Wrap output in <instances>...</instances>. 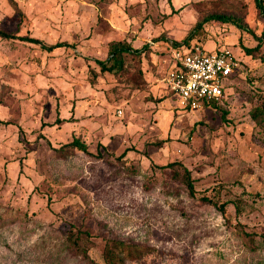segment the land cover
I'll use <instances>...</instances> for the list:
<instances>
[{"label": "rangeland", "instance_id": "obj_1", "mask_svg": "<svg viewBox=\"0 0 264 264\" xmlns=\"http://www.w3.org/2000/svg\"><path fill=\"white\" fill-rule=\"evenodd\" d=\"M211 14L244 29L209 21L175 44ZM0 30V264H105L112 240L146 248L124 264H264L257 0H0ZM197 41L241 70L193 110L166 76ZM74 138L88 151L60 149Z\"/></svg>", "mask_w": 264, "mask_h": 264}, {"label": "built area", "instance_id": "obj_2", "mask_svg": "<svg viewBox=\"0 0 264 264\" xmlns=\"http://www.w3.org/2000/svg\"><path fill=\"white\" fill-rule=\"evenodd\" d=\"M173 58L174 68L166 81L179 105L193 110L226 98L228 81L241 70L240 61L226 45L213 51L200 43L177 46Z\"/></svg>", "mask_w": 264, "mask_h": 264}, {"label": "trees", "instance_id": "obj_3", "mask_svg": "<svg viewBox=\"0 0 264 264\" xmlns=\"http://www.w3.org/2000/svg\"><path fill=\"white\" fill-rule=\"evenodd\" d=\"M262 1L263 0H257L258 5L261 9L262 12H264V6L262 5ZM209 21H215V22H220V23H232L234 25H236L237 27H239L240 29H244V27L240 24V22H238L235 18H232L231 16H228L226 14H211L206 16L202 21L198 22L196 27L194 28V30L185 38V40L183 42H175L176 45H180L183 43H189L191 39H193L195 37V35L198 32V29L202 28L204 23L209 22ZM0 35L4 36V37H14L13 35L4 32L3 30H0ZM263 38H264V34H263ZM22 39H28L29 41L35 42L40 44V46L48 51H52L55 48H59V47H64V46H70V47H74L73 44L67 43V42H58L55 44H51V45H47L45 43H43L42 41L35 39V38H22ZM197 43H200L197 41ZM189 45V44H188ZM261 42H259V44L255 47V48H245V50L250 53L256 49H259L261 46ZM147 46H144V48H146ZM120 49H114V53L119 52ZM95 61L101 66V69L103 71L108 70L109 66H108V60H103V59H95ZM174 68V66H171V69ZM170 69V70H171ZM169 70V71H170ZM168 71V72H169ZM219 102H210V103H205L203 107L205 106H209V105H217ZM188 109V108H187ZM262 111H264V106ZM58 121H61L58 119ZM65 148H73V149H79L82 151H88V146L86 144V142L82 141L80 138H74L72 141L64 144L60 149H65ZM124 154H122L121 156H123ZM174 163H169L166 164L162 167H166V166H170L173 165ZM184 180L185 183L188 186L189 192L192 196L196 195V188H195V184H194V179L191 176L190 171L185 168V176H184ZM204 198V197H203ZM226 204L223 203L221 205V209L223 210L225 208ZM83 234L88 235V232L86 230H82V229H78L77 230V237L82 238ZM146 251V248L142 245H137V244H131V243H127L125 241L122 240H112V241H108L106 244H104V247L102 249V254L104 256L105 259V264H124V262L128 259H132V258H137L140 257L141 255H143Z\"/></svg>", "mask_w": 264, "mask_h": 264}]
</instances>
